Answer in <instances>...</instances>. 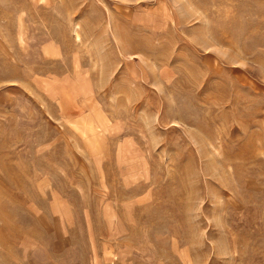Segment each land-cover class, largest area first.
<instances>
[{
    "label": "rangeland",
    "instance_id": "1",
    "mask_svg": "<svg viewBox=\"0 0 264 264\" xmlns=\"http://www.w3.org/2000/svg\"><path fill=\"white\" fill-rule=\"evenodd\" d=\"M0 264H264V0H0Z\"/></svg>",
    "mask_w": 264,
    "mask_h": 264
}]
</instances>
